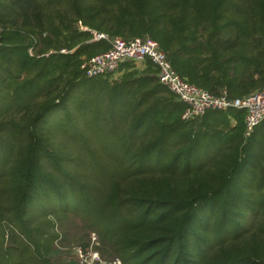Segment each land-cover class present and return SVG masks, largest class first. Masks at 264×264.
Returning a JSON list of instances; mask_svg holds the SVG:
<instances>
[{
	"label": "trees",
	"instance_id": "obj_1",
	"mask_svg": "<svg viewBox=\"0 0 264 264\" xmlns=\"http://www.w3.org/2000/svg\"><path fill=\"white\" fill-rule=\"evenodd\" d=\"M216 1L203 10L213 16L202 15L203 0L188 5L186 13L195 12L193 21L202 25L196 41L178 42V50L153 39L187 82L214 95L246 96L264 88V0H226L229 9L246 12L241 25H250L254 36L249 50L240 34L223 37L221 28L204 35L209 25L219 26L223 8ZM116 6L112 0L96 6L94 0H0V56L9 58L0 84L13 68L22 87L46 85L42 102L22 99L18 115L6 109L5 124L17 129L24 156L8 174V196L0 201L15 241L6 264H23L14 257L24 255L22 235L32 264H78L74 248L87 250L92 233L94 248L109 263L264 264V132L245 136L238 108L224 110L237 118L234 126L224 111L182 119L181 102L161 86L149 60L87 77L82 62L107 50L112 39L151 34L144 10L115 13ZM78 8L86 21L72 18ZM20 52L30 65L16 70ZM60 107L63 113L52 117L56 126L68 124V137L79 144L72 152L56 151L42 126ZM43 202L51 204L45 227L27 226L24 219ZM41 231L49 240L43 248L36 243Z\"/></svg>",
	"mask_w": 264,
	"mask_h": 264
},
{
	"label": "rangeland",
	"instance_id": "obj_2",
	"mask_svg": "<svg viewBox=\"0 0 264 264\" xmlns=\"http://www.w3.org/2000/svg\"><path fill=\"white\" fill-rule=\"evenodd\" d=\"M53 2H56L57 0H52ZM95 6L97 3L101 4L105 0H94ZM117 4L115 8V13L118 12L119 9L122 10V12H129V10L133 11L135 8L139 7L142 10H144L146 15V21H147V27L150 29L151 34L143 35L148 38H154L159 42H173L175 43V49H179L178 42H185L186 44L196 41L200 38L202 25H200V22L193 21V17L195 12L188 14L186 13L189 4L193 3L195 0H112ZM220 0H217L216 3H218ZM203 2H206L205 6L202 7V15H212L209 14L208 11H203L207 8L208 0H203ZM222 2V8L223 11L219 10L217 11L221 16L219 17L220 22L219 26H217V23L214 25H209L211 27L206 32H204V35H206L208 38H210L211 32L210 31H216L217 29H221V33L223 37L225 36H232L236 34H240L242 36L241 40L249 43L247 44V50H249V47L251 46L250 43L254 42V36L251 35V30L248 28L250 25L243 24L244 22H241L244 20L245 11H238L234 12L232 8L229 9L227 5L226 0H221ZM256 3V1H253V4ZM53 5V4H52ZM51 10V9H50ZM55 10V9H54ZM231 10V12H230ZM51 13H53V10H51ZM261 10H259L256 13L255 19L256 21L260 18ZM86 13L81 10V8L76 9L72 13V18L75 16L77 19H84L86 21L87 15ZM112 16L114 17V10L112 11ZM93 20V18L91 17ZM96 19V17L94 18ZM114 19V18H113ZM116 19V18H115ZM229 21L228 24L225 22ZM88 22V21H87ZM257 29H260L261 26L256 23ZM142 37V36H139ZM181 42V43H183ZM181 46V45H180ZM246 52V51H245ZM7 52H4L0 56V67L5 62L9 61L8 56L5 54ZM248 53V52H246ZM20 61H17L15 63V69L21 68V63H23V66L30 65L29 61L23 56L22 52L19 53ZM5 71H2V75L5 74ZM20 72L15 71L12 68V71L10 74L6 75L7 81L3 84H0V118L3 120L4 124H0V130L2 131V136L0 137V201H3L1 198H6V195L8 196V185H9V179L8 174H11L15 170V162H18L17 160L20 158V161L24 158L23 155V149L21 139H18V131L13 126L12 122H8V124H5L7 119V113L6 109L13 107V110H17V115L19 114V110L21 109L20 102L22 99H25V102H27L26 99H30L31 101H35L37 103H40L44 100L43 97V91L45 90V83H42L40 81H34L29 87H22V81L19 77ZM25 74V73H24ZM86 78V77H85ZM44 82V81H43ZM163 88L166 89L165 86L161 85ZM182 108H184V104L181 103ZM62 107L59 108V110H53L52 112L47 113L42 121V126L45 129V134L48 137V139L53 141V145L55 147V150L66 152L67 149L69 152H72L78 148V145L75 141H73L68 136L67 130H65L68 126V124L63 123L61 120V123L59 126L57 125L58 118L52 117V115L56 113H63ZM16 119V118H15ZM65 126V127H64ZM261 128H258L255 133V137L258 138L261 134ZM71 131V130H70ZM45 147V146H44ZM254 148V147H253ZM253 159V158H252ZM257 162V160H254ZM253 162L252 164H254ZM263 166V164H260V168ZM255 167H259L258 165ZM251 168V167H247ZM255 169L253 168V171ZM248 171V170H247ZM252 171V170H251ZM249 172V171H248ZM243 178H248L241 176V178L238 177V180H242ZM237 181V180H236ZM51 194L50 190H48V195ZM3 196V197H2ZM33 203V201H32ZM49 203H42L41 206L38 207V210H34V216H30V218H25L24 222H27L26 225L30 226L33 223H37L41 227H45V224L48 222L45 216V211H49L50 208ZM56 216V215H55ZM9 215L5 211L0 212V264H6L7 258L13 254V249L15 246V241H11L8 237L9 234H12L9 225ZM16 232L18 230L15 229ZM36 235L37 237V244L39 245V248H43L45 243L49 242L47 237H42L40 234L41 232ZM27 235H22V241L18 244V250L23 251L24 255H14V257L22 258L23 264H32L29 260V253H27L26 249L23 250L22 248V242H24L26 245L30 244L26 237ZM30 249V248H27ZM62 260H72L71 255H61L60 257ZM3 260V261H2Z\"/></svg>",
	"mask_w": 264,
	"mask_h": 264
},
{
	"label": "built area",
	"instance_id": "obj_3",
	"mask_svg": "<svg viewBox=\"0 0 264 264\" xmlns=\"http://www.w3.org/2000/svg\"><path fill=\"white\" fill-rule=\"evenodd\" d=\"M96 39H106L104 33H95ZM146 60L157 67L159 82L166 86L177 99L184 104L182 119L188 120L204 115L207 111H224L238 108L244 111V135L249 136L253 129L264 121V88L255 90L246 96L228 97L225 92L214 95L187 82L172 67L164 51L152 38L134 37L129 40L116 37L110 41V47L84 60L81 69L87 77L117 73L123 62L130 61L136 66H142ZM97 238L91 234V245L87 250L74 248L78 264H122L115 258L110 263L102 259L93 245Z\"/></svg>",
	"mask_w": 264,
	"mask_h": 264
},
{
	"label": "crops",
	"instance_id": "obj_4",
	"mask_svg": "<svg viewBox=\"0 0 264 264\" xmlns=\"http://www.w3.org/2000/svg\"><path fill=\"white\" fill-rule=\"evenodd\" d=\"M207 112H209V111H207ZM221 112V111H220ZM225 112V114H227V116H228V121H229V123H230V125H232V126H234V125H236L237 124V118L234 116V115H232V112H226V111H224ZM242 122L244 123V112H243V120H242ZM258 128H261L260 130L262 131V132H264V121H262V122H260L254 129H253V131L252 132H254V134H253V136L255 137V133H256V130L258 129ZM251 135V134H250ZM250 137V136H249ZM248 138V137H247ZM251 140H249L250 142L251 141H253V137H251L250 138ZM255 140V139H254Z\"/></svg>",
	"mask_w": 264,
	"mask_h": 264
}]
</instances>
